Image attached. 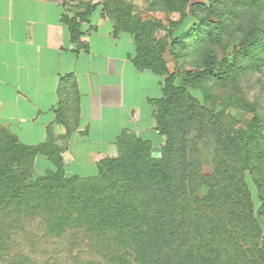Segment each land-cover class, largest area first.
Returning a JSON list of instances; mask_svg holds the SVG:
<instances>
[{"label":"trees","instance_id":"trees-1","mask_svg":"<svg viewBox=\"0 0 264 264\" xmlns=\"http://www.w3.org/2000/svg\"><path fill=\"white\" fill-rule=\"evenodd\" d=\"M148 1L179 18L167 24L143 19L127 0H104L102 15L114 33L133 37V65L161 77V96L150 102L163 143L156 149L124 129L115 140L116 156L82 177L65 174L51 132L28 145L0 124L5 264H264V94L250 102L237 93L242 77L264 69V0ZM86 6L62 18L73 40L88 9L96 7ZM218 48L226 52L222 58ZM166 51L176 62L196 64L171 71ZM208 84L235 90L217 96ZM57 95L56 121L68 137L79 116L72 74L60 77ZM230 106L252 113L250 122L241 126ZM39 157L49 163L42 172ZM33 222L57 240L80 235L93 256L62 263L19 249L16 238Z\"/></svg>","mask_w":264,"mask_h":264},{"label":"crops","instance_id":"crops-1","mask_svg":"<svg viewBox=\"0 0 264 264\" xmlns=\"http://www.w3.org/2000/svg\"><path fill=\"white\" fill-rule=\"evenodd\" d=\"M86 9L68 8L64 0H0V124L28 145L51 132L65 174L82 177L116 156L124 129L153 147L163 141L150 102L161 96V77L133 65V37L114 33L102 4L88 9L73 40L62 18ZM64 74L73 75L79 102L78 126L68 137L55 115ZM37 161L49 166L44 157Z\"/></svg>","mask_w":264,"mask_h":264},{"label":"rangeland","instance_id":"rangeland-1","mask_svg":"<svg viewBox=\"0 0 264 264\" xmlns=\"http://www.w3.org/2000/svg\"><path fill=\"white\" fill-rule=\"evenodd\" d=\"M133 6V13L139 15L143 19H158L164 24H167L168 20H177L179 15L177 13L165 14L162 11L151 8L150 1L148 0H127ZM205 0H189V2H203ZM163 31H160L158 36L160 37ZM218 57L222 58L225 53L222 49L218 48ZM229 52V50H228ZM164 59L167 61L170 70L172 71L175 67L178 69L186 70L191 69L195 66L196 61L187 58L185 61H174L169 51L164 53ZM176 84L178 82L176 81ZM212 93L217 96H226L230 92H234V86L228 84L226 86L209 85ZM239 91L237 93L247 99L248 101L256 100L260 93L264 94V69L261 71H256L249 76L241 78L238 84ZM200 95V94H199ZM198 97L200 98V96ZM264 108V104H263ZM228 113L233 116L241 126H246L252 119V113L239 110L233 106L228 108ZM163 141L161 142V144ZM160 144V145H161ZM159 145V146H160ZM154 148H158L154 147ZM203 163V171L208 172L210 169L209 157L207 154H202L201 156ZM44 162H37L36 169L39 172L44 170ZM206 188H201L199 193L204 194ZM72 235H67L61 240L49 237L44 233L43 227L37 222L31 223L26 227L24 233H19L16 238V244L19 249L29 253L30 255L38 259H48L52 258L58 262L66 263L71 262L76 259H87L93 256V253L88 249L83 238L78 235V237H71ZM0 264H5V262L0 261Z\"/></svg>","mask_w":264,"mask_h":264},{"label":"built area","instance_id":"built-area-1","mask_svg":"<svg viewBox=\"0 0 264 264\" xmlns=\"http://www.w3.org/2000/svg\"><path fill=\"white\" fill-rule=\"evenodd\" d=\"M104 0H64V4L68 8L79 7L81 5H101Z\"/></svg>","mask_w":264,"mask_h":264}]
</instances>
